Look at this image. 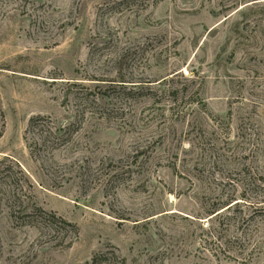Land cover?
<instances>
[{
    "label": "rangeland",
    "instance_id": "obj_1",
    "mask_svg": "<svg viewBox=\"0 0 264 264\" xmlns=\"http://www.w3.org/2000/svg\"><path fill=\"white\" fill-rule=\"evenodd\" d=\"M3 159L0 264H264V0H0Z\"/></svg>",
    "mask_w": 264,
    "mask_h": 264
},
{
    "label": "trees",
    "instance_id": "obj_2",
    "mask_svg": "<svg viewBox=\"0 0 264 264\" xmlns=\"http://www.w3.org/2000/svg\"><path fill=\"white\" fill-rule=\"evenodd\" d=\"M67 132L68 129L66 128L55 127L52 123V119L49 117L38 116L36 118L31 119L29 122V126L25 131V141L27 148L29 149L31 158L40 161L41 159L53 153L54 151L63 147L65 144V135L67 134ZM30 133H35L37 135H45L44 141L48 144L43 143L40 145L37 142L38 140H29L28 134ZM5 159L0 162V165L5 162ZM13 166L18 167L17 164L12 162V167ZM6 169H9V167H7ZM6 169L0 170V180H4V178L2 177V172H4ZM238 204L239 203H236L231 207L227 208L226 210H230L233 206H236ZM52 219L55 220V217L52 216Z\"/></svg>",
    "mask_w": 264,
    "mask_h": 264
}]
</instances>
